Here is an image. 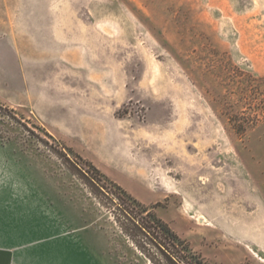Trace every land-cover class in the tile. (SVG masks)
I'll list each match as a JSON object with an SVG mask.
<instances>
[{
    "label": "rangeland",
    "instance_id": "374dc122",
    "mask_svg": "<svg viewBox=\"0 0 264 264\" xmlns=\"http://www.w3.org/2000/svg\"><path fill=\"white\" fill-rule=\"evenodd\" d=\"M33 59L96 71L109 148L14 106ZM262 108L264 0H0V264H154L93 160L205 263L264 264Z\"/></svg>",
    "mask_w": 264,
    "mask_h": 264
},
{
    "label": "crops",
    "instance_id": "0c3cea01",
    "mask_svg": "<svg viewBox=\"0 0 264 264\" xmlns=\"http://www.w3.org/2000/svg\"><path fill=\"white\" fill-rule=\"evenodd\" d=\"M27 66L26 85L20 91L22 100L14 106L27 107L53 135L59 136L57 130L69 134L76 129L89 130L97 143L101 139V145L109 148V115L104 110V100L98 99L103 86L98 83L96 71L51 68L49 62L40 63L38 59L28 60ZM73 80L80 81V87ZM128 152L122 149L127 157ZM93 162L109 176V170L100 161Z\"/></svg>",
    "mask_w": 264,
    "mask_h": 264
},
{
    "label": "trees",
    "instance_id": "16d2710c",
    "mask_svg": "<svg viewBox=\"0 0 264 264\" xmlns=\"http://www.w3.org/2000/svg\"><path fill=\"white\" fill-rule=\"evenodd\" d=\"M263 114L264 108L261 113L252 116L251 122L260 121ZM90 165L94 172L101 174L113 186L109 192L110 209L117 217L122 230L154 264H191L189 260H186L189 258L196 259L197 264H208L190 249L187 240L174 231L166 221L158 217L151 208H148L121 185L110 180L94 164ZM82 175L91 186L103 187H100L99 182L102 179L99 177L98 181L90 172L85 171Z\"/></svg>",
    "mask_w": 264,
    "mask_h": 264
}]
</instances>
